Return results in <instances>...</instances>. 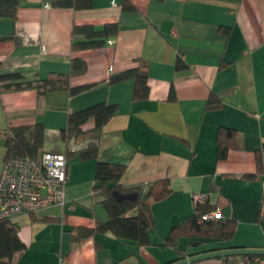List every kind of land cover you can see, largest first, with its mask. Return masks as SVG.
I'll return each mask as SVG.
<instances>
[{
    "label": "crops",
    "instance_id": "0c3cea01",
    "mask_svg": "<svg viewBox=\"0 0 264 264\" xmlns=\"http://www.w3.org/2000/svg\"><path fill=\"white\" fill-rule=\"evenodd\" d=\"M17 1L16 21L0 19V73L46 80L68 74L71 61L80 59L87 72L71 85L92 86L75 96L67 90H0V174L4 134L11 128L41 124L43 151L67 155L61 132L68 114L106 103L117 106L116 116L98 139L76 143H95L98 161L125 165L123 185L162 179L171 184L169 197L152 205V246L124 243L110 232L78 244V228H94L97 221H109L110 214L94 198L97 161L81 160L74 152L67 158L65 205L10 221L26 246L17 264L173 263L179 254L159 245L174 225L194 214L196 194H212L210 202L221 209L223 220L235 221L236 230L232 240H181L188 255L264 248V223L259 222L264 198V0H128L134 10H123L124 0H94L86 11L55 8L53 0ZM113 23L119 24L114 44L72 49L74 25L101 29ZM178 59L187 67L176 68ZM141 61L148 64L150 94L138 101L134 78L109 79ZM211 94L221 107L207 108ZM94 127L91 121L83 129ZM223 128L236 131L240 147L219 160L217 133ZM195 264H264V259L240 256Z\"/></svg>",
    "mask_w": 264,
    "mask_h": 264
},
{
    "label": "trees",
    "instance_id": "16d2710c",
    "mask_svg": "<svg viewBox=\"0 0 264 264\" xmlns=\"http://www.w3.org/2000/svg\"><path fill=\"white\" fill-rule=\"evenodd\" d=\"M94 0H53L55 8H69L75 11H86L93 7ZM20 3L17 0H0V19L8 18L16 21ZM134 5L124 0L123 10H134ZM119 34V24H107L101 29L93 25H74L72 29V49L91 50L106 45L108 38H116ZM79 38H83L79 40ZM4 40V39H2ZM138 66L110 76V83H118L124 80L135 79V100H147L150 94L148 64L138 62ZM187 67L178 59L176 68ZM87 63L80 59L71 61V70L68 74L51 75L46 80H27L21 73H0V90L3 92H16L22 90H36L39 94L59 90L69 91L71 96L78 95L91 88L92 85L73 87L72 79L83 76L87 72ZM170 99L174 100L175 92L171 90ZM221 107V101L210 95L207 108ZM116 105L106 103L96 104L77 112L68 114L67 126L61 132L62 140L69 144L74 139L84 141L86 139H98L104 127L116 116ZM94 122L95 127L85 131L83 127ZM44 127L41 124L18 126L11 128L4 134L6 157H27L32 160L40 159L43 155ZM237 133L233 129H219L217 133L218 159L227 158L231 148H239ZM81 160H96L94 198L105 205L110 214L107 222L97 221L91 229H77L74 241L78 244L87 238L96 237L100 234L112 233L124 243H133L138 247L153 245L151 231L156 229L152 214V205L161 202L171 194L169 179H162L148 184L126 186L121 184L125 173V165L109 164L98 161L99 146L90 143L84 149L78 151ZM75 153L68 149L66 157ZM261 157L257 156L258 165H261ZM125 196L120 199L115 195ZM137 194L135 199L130 196ZM216 209V205L207 200L202 205L195 207L193 215L174 225L167 238L159 245L162 248H172L179 254V259H185L188 255L186 250L180 248L183 239L192 238H217L232 240L235 236L236 223L232 220H216L212 222H199L200 218ZM264 223V220H260ZM195 245L194 243H190ZM26 249L25 244L19 239L16 227L10 221H0V264H17L16 257ZM249 260L264 259L262 257L248 256ZM230 258H223L227 261Z\"/></svg>",
    "mask_w": 264,
    "mask_h": 264
},
{
    "label": "built area",
    "instance_id": "2783aa9c",
    "mask_svg": "<svg viewBox=\"0 0 264 264\" xmlns=\"http://www.w3.org/2000/svg\"><path fill=\"white\" fill-rule=\"evenodd\" d=\"M114 42V38L106 40L109 45ZM67 147L74 153L86 146L72 139ZM67 169L68 159L65 153L44 152L41 158L36 160L27 157L5 159L0 174V221H11L19 215H35L51 207H63L69 181ZM211 198L212 194L194 195L195 207ZM221 219L222 211L216 205V209L204 214L199 222ZM259 219L264 220V198Z\"/></svg>",
    "mask_w": 264,
    "mask_h": 264
},
{
    "label": "water",
    "instance_id": "95a60500",
    "mask_svg": "<svg viewBox=\"0 0 264 264\" xmlns=\"http://www.w3.org/2000/svg\"><path fill=\"white\" fill-rule=\"evenodd\" d=\"M120 199H124L125 196L115 195ZM132 199L137 197V194H133L130 196ZM248 257V256H255V257H262L264 256V248H229V249H222V250H215L209 251L204 253L192 254L185 259H181L175 261L170 264H195L203 261L213 260V259H221V258H230V257Z\"/></svg>",
    "mask_w": 264,
    "mask_h": 264
}]
</instances>
